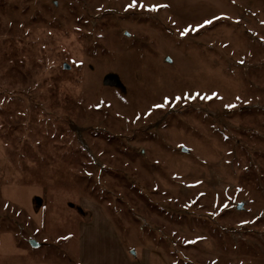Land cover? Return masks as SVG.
<instances>
[{"label": "rangeland", "instance_id": "obj_1", "mask_svg": "<svg viewBox=\"0 0 264 264\" xmlns=\"http://www.w3.org/2000/svg\"><path fill=\"white\" fill-rule=\"evenodd\" d=\"M0 264H264V0H0Z\"/></svg>", "mask_w": 264, "mask_h": 264}, {"label": "water", "instance_id": "obj_2", "mask_svg": "<svg viewBox=\"0 0 264 264\" xmlns=\"http://www.w3.org/2000/svg\"><path fill=\"white\" fill-rule=\"evenodd\" d=\"M66 67H68V65H66ZM241 206V205H240ZM32 242L34 243L35 241L34 240H32ZM132 253H134V251H132Z\"/></svg>", "mask_w": 264, "mask_h": 264}, {"label": "crops", "instance_id": "obj_3", "mask_svg": "<svg viewBox=\"0 0 264 264\" xmlns=\"http://www.w3.org/2000/svg\"><path fill=\"white\" fill-rule=\"evenodd\" d=\"M122 248V247H121ZM126 259H128V258H126Z\"/></svg>", "mask_w": 264, "mask_h": 264}, {"label": "snow or ice", "instance_id": "obj_4", "mask_svg": "<svg viewBox=\"0 0 264 264\" xmlns=\"http://www.w3.org/2000/svg\"><path fill=\"white\" fill-rule=\"evenodd\" d=\"M134 6V5H133Z\"/></svg>", "mask_w": 264, "mask_h": 264}]
</instances>
